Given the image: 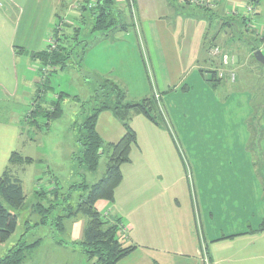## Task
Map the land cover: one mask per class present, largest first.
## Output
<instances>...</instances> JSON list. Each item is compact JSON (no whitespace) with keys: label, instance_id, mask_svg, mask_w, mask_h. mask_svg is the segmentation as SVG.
<instances>
[{"label":"rangeland","instance_id":"obj_1","mask_svg":"<svg viewBox=\"0 0 264 264\" xmlns=\"http://www.w3.org/2000/svg\"><path fill=\"white\" fill-rule=\"evenodd\" d=\"M257 10V33L250 23L249 31L245 32L244 36L251 38L255 44H261L260 49L263 50L260 29L264 25V3L259 5ZM56 11L63 24H59L54 34L56 39L52 38L51 42L55 43V47H66V51L71 48L72 57L68 69H46L47 74H40L37 87L44 86L46 91L38 92L39 97L37 93L32 94L34 85L25 84L22 78H19L20 91H26L28 95L19 92V103L13 100L12 96H5L0 100L2 120H9L13 116L17 122V147L23 154L29 155L27 157L35 158L32 165H26L25 169L18 172L25 196L22 207L15 210L0 197L2 205L18 214L16 229L7 240L9 245L4 253L22 234L26 242L41 239L39 246L23 258L20 264H48L61 260L58 253L47 252V244L51 240L64 238V233H59L51 224L27 228V225L31 226L39 220V214L32 210V204L38 199L35 190L53 192L52 188L55 186L58 195L56 209L50 212L51 204L48 198L41 200V203L44 209L49 211V219L64 215L66 210L62 208L69 204L71 209H74L84 194L77 185L82 181L93 183L103 177L107 160L106 154L102 155L96 170L90 171L94 173L86 175L85 167L80 165L77 158L81 146L76 142L79 125L99 105V100L94 98V94L96 85L101 82L90 78L83 65L82 70L77 67L80 64L79 54L84 42L93 37H100L101 32L91 31L94 18L90 8L82 10L83 12L61 13L58 7ZM135 19H131L134 25L130 28L136 33L134 26L137 28L140 21L137 11ZM211 27L212 31L209 33L220 36L212 44L205 40L202 55L209 61L208 66L212 67L219 62L218 58L208 54L209 48L215 44L224 52L233 54L237 60V81L221 82L219 86L225 88L224 92L216 87L217 93L214 95L205 94L202 90L191 93L186 89V81H183L173 91L161 93L157 90L147 57L141 53L138 57L126 53L127 47L123 48L122 56H116L115 60L118 61H114L110 74L125 89L126 101H136L151 95L155 99L163 116L161 128L171 136L183 164L184 180L188 182V188L191 190L189 204L196 219L195 229L201 231L203 237L208 233L229 235L237 232L225 239H208L207 242L204 239L206 248L208 244H212L217 252H210L211 261L209 258L208 260L214 264H264V229L259 227L264 221V66L255 58L253 60L252 44L238 39L232 33V27ZM225 30L226 34L222 32ZM64 32L69 34L67 43H59ZM247 49H250L248 56ZM105 67L109 68L108 65ZM245 72L247 76L240 77ZM141 82L144 83V88L141 87ZM59 93L63 94L57 105L55 101L57 102L56 95ZM155 93L159 95L158 101L154 97ZM75 96L79 100L72 98ZM23 102L25 105L20 104ZM237 102L241 105L237 106ZM38 106L43 112L38 114H42L41 116L36 115L37 122L34 125L32 112L38 110ZM54 106H58L59 115L56 118L43 117L47 111L54 110ZM7 109L10 110L9 114L4 112ZM45 122H48L47 126ZM177 125H180V131ZM181 132L184 136L199 134L200 139L190 138L188 142L184 138L180 140ZM212 135L214 137H211ZM194 150L199 154L194 155ZM72 185L75 187L71 188ZM22 214L26 217L21 220ZM106 218L111 219L109 216ZM71 222L72 219L63 218L62 230L67 229ZM244 233L249 234L245 240ZM235 235L237 236L232 237ZM71 237H74L73 234ZM247 240L256 251L251 259L246 258L244 249L240 248ZM233 250L235 252L231 253ZM206 251L209 252V249ZM217 259H220L218 263L215 261Z\"/></svg>","mask_w":264,"mask_h":264},{"label":"crops","instance_id":"obj_2","mask_svg":"<svg viewBox=\"0 0 264 264\" xmlns=\"http://www.w3.org/2000/svg\"><path fill=\"white\" fill-rule=\"evenodd\" d=\"M251 2L257 13V7L264 3V0H134V11H137L138 21L140 20L137 28L134 26L135 33L130 28L134 24L128 17L129 8L126 7L125 1L114 0L113 5L122 10L120 19L127 21V27L116 28L105 35L85 41L84 44L87 42L89 46L77 67L82 70L83 65L90 78L101 80L96 85L97 88L105 79L123 88L119 81L113 79L110 69L113 68L114 61H118L115 60L116 56H122L123 48L127 47L126 53L136 56L141 53L147 57L157 90L161 93L173 91L183 81H186L184 85L191 93L202 90L205 94L214 95L217 93L216 87L224 92V87L219 86L220 84L211 85L200 72L202 69L219 67L218 62L212 67L208 66L209 61L202 55L203 46L206 39L207 43L211 40L212 44V37L216 40L220 36L209 33L212 31V25L223 27L222 20H226L228 14L233 13V10L240 12ZM87 3L88 0H0V100L5 96H12L13 100L17 101L19 92L28 95L26 91H20L19 78H22L25 84L34 85L32 94L37 93L39 75L43 74L44 67L48 65L33 53L47 50L51 39H56V29L60 23L63 24L57 8L60 7L61 13L83 12L82 10L89 9ZM251 25L257 33L255 14ZM260 31L264 45V25ZM222 32L226 34V30ZM68 37L69 34L64 32L59 43H67ZM249 53L250 49H247L246 56ZM109 59L111 61H108ZM107 65L109 68L106 69ZM52 68L48 67V70ZM246 76L245 72L240 77ZM236 81L235 68V79L230 82ZM141 87L144 88L143 82ZM58 95L57 102L55 101L57 105L62 98L58 99ZM72 98L79 100L77 96ZM20 104L25 105V102ZM237 104L241 105L239 102ZM4 112L9 114L10 110ZM16 124L13 116L9 120H2L0 117V174L7 166L12 151H20L22 156H29L17 147L19 136L16 134ZM177 126L180 131V125ZM130 127L136 134L137 144L130 151V161L121 166L122 179L115 189L113 201L101 200L97 203L98 210L105 217L120 220V242L125 247H135L121 258L118 264H204L205 256L211 261L210 252L216 250L212 244H208L206 248L204 239L206 242L208 239H225L237 232L229 235L208 233L204 238L201 231L195 229L196 219L189 204L191 190L188 188V182L184 180L183 164L169 133L142 114L132 117ZM96 130L106 142H115L124 133L121 122L110 110L102 111L98 115ZM179 136L180 140L184 138L187 142L190 138L200 139L199 134L184 136L181 132ZM206 138L210 137L207 135ZM196 154L199 153L194 150V155ZM30 157L34 163L35 158ZM26 165L14 167L18 177L19 170L25 169ZM92 173L94 172L86 170V175ZM25 217V214H22L21 220ZM84 224L85 218L76 216L67 229L60 231L65 234L64 238L51 240L47 244V252L58 253L61 258L48 264H88L79 245L83 238ZM72 234L74 237H71ZM248 235L244 233L243 239L248 238ZM245 243L240 248L244 249V256L251 259L256 251L249 245V240ZM8 245V241L0 243V257L5 254ZM206 249H209V252ZM233 252L235 250L231 253ZM219 260H215L216 263Z\"/></svg>","mask_w":264,"mask_h":264},{"label":"trees","instance_id":"obj_3","mask_svg":"<svg viewBox=\"0 0 264 264\" xmlns=\"http://www.w3.org/2000/svg\"><path fill=\"white\" fill-rule=\"evenodd\" d=\"M113 3L114 0H97L96 5L90 8L94 18L91 31H98L101 32L100 35H105L110 30L127 27V21L123 22L120 19L122 10L114 6ZM128 17L132 19L129 12ZM222 23L224 28L232 27V33L238 39H241L243 42L247 41L250 45L252 44L251 53L260 48L261 44H255L251 38H245L244 36V33L249 31L250 17H245L240 13H230L226 17V20H222ZM212 39L215 40L213 37ZM228 40H233V38ZM88 46L89 44L86 43L81 48L79 60H81ZM33 54L45 65H48V67H53L52 69L54 70H63L69 66L72 50L70 48L66 51V47L60 46L50 52L43 50ZM252 55L251 57L254 60ZM200 72L205 80L213 86L220 84L223 80L217 76L214 67L212 69H202ZM45 91L44 86L38 87L37 96L38 92L45 93ZM61 97V93H59L58 99ZM94 98L99 100V105L79 125V136L76 142H79L81 149L77 158L80 165L84 166L86 170L93 171L97 168L101 156L106 154L107 160L104 176L91 184L84 181L80 182L77 187H80L84 191V194L80 197L76 207L71 209V206L67 204L62 208L66 210L65 214L57 215L53 219L48 218L49 211L44 209L41 200L48 198V202L51 204L49 210L50 212L54 211L58 198L56 187L52 188L53 192L51 190H35L38 199L32 204V210L39 214V220L31 226L27 225V228L51 224L60 232L63 228V218L73 219L81 215L85 218V224L83 238L79 242V245L88 264H118V261L128 255L135 247H125L120 242V220L115 217L111 219L106 218L98 210L97 203L101 200L113 201L115 189L122 179L121 166L130 161V151L137 144L136 134L130 127L132 117L136 114H142L153 124L161 126L163 116L152 95L133 102L126 101L124 89L109 79H105L99 85ZM54 108V110L44 113L43 117L48 118L51 116L56 118L59 115V109L58 106H54ZM105 110H110L124 128L123 135L115 142L104 141L96 130L97 117ZM40 112L43 111L39 109V106L38 110L35 109L32 112L34 125L37 122L36 115H42H38ZM44 124L47 126L48 122ZM32 162L33 159L31 157L22 156L19 152L12 151L9 155L7 166L0 174V197H3L15 210L22 207L25 196L21 179L16 175L14 167L16 168V166H23ZM72 187L75 186L72 185ZM17 219L18 214L8 210L0 201V243L6 242L14 233ZM259 227L261 230L264 229V221ZM40 240L38 238L26 242L24 234H22L21 238L0 257V264H20L23 258L29 256L39 246Z\"/></svg>","mask_w":264,"mask_h":264},{"label":"built area","instance_id":"obj_4","mask_svg":"<svg viewBox=\"0 0 264 264\" xmlns=\"http://www.w3.org/2000/svg\"><path fill=\"white\" fill-rule=\"evenodd\" d=\"M126 3V7L129 8L128 12L131 13L132 19H135V11H134V0H124ZM254 1V0H253ZM96 0H88L87 8H93L96 5ZM233 13H240L244 15L245 17L253 18L255 14V8L253 7V2L250 4H246L243 7V10L239 12V10H233ZM136 21V19H135ZM57 47H55V43L51 42L48 45V51L55 50ZM209 56H212L213 58H218V66L216 70L217 76L221 79L233 81L235 79V68H236V58L233 54L224 52L222 48H220L219 45L215 44L212 45L209 48L208 51ZM46 69H48V66L44 67L43 76L47 74ZM154 97L158 101L159 95L155 93ZM204 264H211V262L208 260L207 256L203 259Z\"/></svg>","mask_w":264,"mask_h":264},{"label":"water","instance_id":"obj_5","mask_svg":"<svg viewBox=\"0 0 264 264\" xmlns=\"http://www.w3.org/2000/svg\"><path fill=\"white\" fill-rule=\"evenodd\" d=\"M253 57L255 58V60L264 66V54L263 52L261 51V49H256L253 51Z\"/></svg>","mask_w":264,"mask_h":264}]
</instances>
